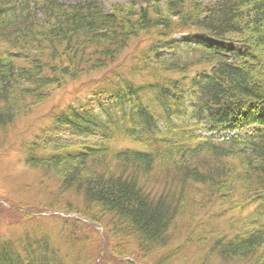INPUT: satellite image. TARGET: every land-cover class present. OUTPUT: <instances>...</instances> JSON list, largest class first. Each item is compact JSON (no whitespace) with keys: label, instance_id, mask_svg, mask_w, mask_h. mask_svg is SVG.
Masks as SVG:
<instances>
[{"label":"trees","instance_id":"obj_1","mask_svg":"<svg viewBox=\"0 0 264 264\" xmlns=\"http://www.w3.org/2000/svg\"><path fill=\"white\" fill-rule=\"evenodd\" d=\"M15 146L41 176L0 203V264H264V0H0Z\"/></svg>","mask_w":264,"mask_h":264},{"label":"rangeland","instance_id":"obj_2","mask_svg":"<svg viewBox=\"0 0 264 264\" xmlns=\"http://www.w3.org/2000/svg\"><path fill=\"white\" fill-rule=\"evenodd\" d=\"M177 38L180 39L181 41L189 40V35L180 34L177 36ZM72 93L73 91H71L69 94L68 92H64V98L62 102H66L67 100L71 99ZM59 99L60 97L58 96L55 98V100H59ZM45 111H46V108L41 107L35 110L32 113L31 117L37 118L41 113H44ZM25 123H26L25 121L19 122L17 124L18 130H20L21 128H24L26 126ZM40 176H41V172L39 170L32 168L29 165H25L24 153L21 151V148L19 146H15L9 151H7L6 153L0 154V198L1 199L7 201L10 199L6 197L14 196V197H17L16 200L18 202H21L18 199L30 197L31 196L30 194L35 193L36 190L31 189L32 186H29V189H28L29 192L27 193V192L22 191L19 186L30 184L35 187H38L37 182L39 181ZM15 190H17L18 192H15ZM41 195L43 196L45 195V193H41ZM1 204L4 205V203H1ZM10 209L14 210L15 216H21V213L18 214L19 210L13 208L11 205H10ZM48 211L49 212L41 211L40 214L38 215L45 216V217H54L57 221H60V220L63 221L65 218V216L59 213L60 211L58 210L56 211L48 210ZM67 218H70V217H67ZM41 223H42V226L45 227L47 230H51L56 227V224L53 223L52 221H44ZM82 229H84L87 232H92V230L86 227H83ZM95 230L97 231L99 235V240L97 241V243L99 244L100 247L103 244V240L100 234H103L105 236L106 238L105 241H107V243L111 242V240L106 236L103 227H96Z\"/></svg>","mask_w":264,"mask_h":264}]
</instances>
